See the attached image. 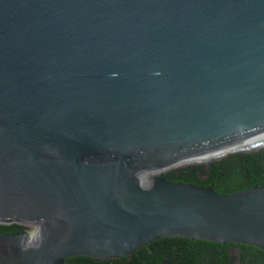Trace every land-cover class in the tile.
Here are the masks:
<instances>
[{"label":"water","instance_id":"95a60500","mask_svg":"<svg viewBox=\"0 0 264 264\" xmlns=\"http://www.w3.org/2000/svg\"><path fill=\"white\" fill-rule=\"evenodd\" d=\"M262 134L264 0H0V264L264 252V186L163 175Z\"/></svg>","mask_w":264,"mask_h":264},{"label":"trees","instance_id":"16d2710c","mask_svg":"<svg viewBox=\"0 0 264 264\" xmlns=\"http://www.w3.org/2000/svg\"><path fill=\"white\" fill-rule=\"evenodd\" d=\"M264 145V144H263ZM260 146V145H258ZM262 146V145H261ZM167 180L193 184L196 186H213L219 194H232L253 186H264V149L250 154H230L219 161L209 164L186 165L169 169L163 173ZM23 225L17 223L0 224V233L21 231ZM192 246L189 252L199 255V260L214 264H231L241 260L242 264H264V252L250 246L227 243L225 245L201 240H187L182 237H165L152 241L156 244L155 253L142 252L144 246L131 256L115 260H98L88 257H74L65 264H153L163 260L165 253H171L169 243ZM240 252V256L231 257L227 248ZM231 250V249H229Z\"/></svg>","mask_w":264,"mask_h":264},{"label":"flooded vegetation","instance_id":"af4514ba","mask_svg":"<svg viewBox=\"0 0 264 264\" xmlns=\"http://www.w3.org/2000/svg\"><path fill=\"white\" fill-rule=\"evenodd\" d=\"M173 250L171 253H165V257L163 258V260L158 261L156 263L153 264H162L164 263V261L166 260L167 263L166 264H214L211 263L209 261L206 260H199V255L198 254H194L192 252H189V249H192V246H184V244H177V243H169L168 244ZM156 244L149 242L147 244L144 245V249L142 250V252H149V254H154L155 253V248H156ZM228 249V253L231 257L234 256H240V252H237L236 250L232 249V248H227ZM231 249V250H229ZM231 264H242L241 260L238 261H234ZM254 264H260L259 262H255Z\"/></svg>","mask_w":264,"mask_h":264},{"label":"bare ground","instance_id":"6f19581e","mask_svg":"<svg viewBox=\"0 0 264 264\" xmlns=\"http://www.w3.org/2000/svg\"><path fill=\"white\" fill-rule=\"evenodd\" d=\"M264 144V134L257 136L255 138H252L250 140H247L245 142L239 143L233 147H229L228 149H224L222 151H216L213 153H209L206 155H202V156H197V157H193V158H186L184 160H181L179 163L175 164V165H182V164H187V163H193V162H201V161H210L216 158H220L224 155H226L229 152H235V151H239V150H244V149H248L251 148L253 146H258V145H263Z\"/></svg>","mask_w":264,"mask_h":264},{"label":"rangeland","instance_id":"374dc122","mask_svg":"<svg viewBox=\"0 0 264 264\" xmlns=\"http://www.w3.org/2000/svg\"><path fill=\"white\" fill-rule=\"evenodd\" d=\"M262 149H264V145H262V146H253V147L248 148V149L239 150V153H243V152L246 153V151H249V152H257V151H260ZM230 154H232V152L227 153L226 155H224V157H226V156H228ZM201 162H202V164H207L208 163V161H201Z\"/></svg>","mask_w":264,"mask_h":264}]
</instances>
